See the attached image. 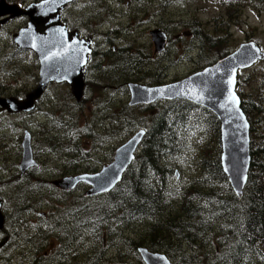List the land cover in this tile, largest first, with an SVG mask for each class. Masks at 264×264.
<instances>
[{"label":"trees","instance_id":"obj_1","mask_svg":"<svg viewBox=\"0 0 264 264\" xmlns=\"http://www.w3.org/2000/svg\"><path fill=\"white\" fill-rule=\"evenodd\" d=\"M252 1L256 4L261 0ZM98 3L105 8L104 0H98ZM222 4L227 6L228 2L225 4L223 0ZM79 13L82 16L77 15L76 24L81 22L82 27L83 23L86 24L81 30L87 27L92 30L95 24L88 23V18L84 17L89 15L92 21L91 13L95 11L90 13L83 9ZM63 22L74 29L73 23ZM223 26L222 36L212 33L194 36L193 42L199 45L198 69L210 66L232 52L233 47L224 40L228 36V25ZM88 31L85 30L86 34ZM92 34L97 32L92 31ZM95 38L109 48L105 53L95 52L90 57L85 68L87 91L90 81L86 79L94 60L98 64L93 66V70L100 74V80L116 77L135 83H161L160 75L164 74L161 65L156 66V73L145 68L141 71L148 56L144 57L140 48L113 44L108 32ZM208 53L210 55L207 56ZM254 71L255 66L249 72ZM243 83L247 84L245 79L239 84ZM239 84L237 82V86ZM105 89H99L100 93ZM238 94L250 125L251 162L242 199L234 195L222 172L219 123L212 114L186 102L154 104L138 109L123 104L114 125L117 127L118 122L124 127V121L128 120L130 124L134 119L136 125L130 133L145 132L141 151L121 183L112 192L98 197L104 201L96 207H82L81 204L74 207L76 202L67 203V198L60 194L61 203L58 202L65 208L63 215L53 223L61 229L59 252L63 255L55 258L56 261L71 263L76 256L73 252L80 247L79 237L84 233H97L105 240L113 226L144 221L147 227L139 236L126 242V249L128 245L131 251L124 264H143L138 254L140 247L152 253H163L172 264H264V72L258 86L253 85L250 92L244 94L238 90ZM103 99H98L99 104ZM200 119L208 125L199 124ZM174 166L188 173L181 185L172 183V178L177 180ZM11 179V185L17 189L15 193L25 190L20 187L23 181L18 174L7 182ZM39 189L47 192L43 188H28L20 200L16 196L14 203L4 204V209L9 211L4 225L9 241L2 253L9 264L15 255L19 257L20 254L27 257L25 264H52L42 254L47 233L42 229L36 232L22 229L25 215H29L31 207L43 197L37 193ZM71 210L73 213L69 214ZM12 223L15 228L10 233L8 228ZM75 244L77 250L70 251ZM27 245H31L30 248ZM107 253L97 247L84 257V264H108L104 262ZM124 254L117 248L115 255L119 263H122Z\"/></svg>","mask_w":264,"mask_h":264},{"label":"rangeland","instance_id":"obj_2","mask_svg":"<svg viewBox=\"0 0 264 264\" xmlns=\"http://www.w3.org/2000/svg\"><path fill=\"white\" fill-rule=\"evenodd\" d=\"M222 1L223 0H176L163 2V20L166 16H169L166 19L172 20V24L178 25L181 31H177V27L171 28V24H169L170 27L167 25L163 26L165 28L163 32H166L165 34L170 39L171 43L164 56H157L154 54V44L152 45L149 43V39L147 37L149 30L157 29V27L154 28L156 26L155 23L152 22L141 26L143 32L138 34V40L139 43L142 44L141 50L143 52V56H148V60H144L145 63L141 67V71L145 68V70L147 69L156 73V66L161 65L164 67L165 73L161 82L164 81L162 83H166L177 81L183 76L197 70V65L199 64V52L197 49L199 45L193 42L194 36L200 34L203 36L205 33L218 34L219 36H222L225 31V26H223L224 24L228 25L226 28L228 36L224 40L229 47H233L231 50L232 52L235 50V47H237L240 43H245L243 41L247 39L248 42L256 43L258 47L264 51V0L256 3L255 6H253L252 0H224L225 4L228 2L227 6H224ZM83 3H86V1ZM80 5L81 4H78L77 6ZM85 5H88V3ZM66 19H69L68 13L66 14ZM181 20L184 22L183 25L179 24V21ZM219 23L220 25H218ZM13 29H11V31ZM145 32L147 34H145ZM11 34L13 33H10V35ZM132 40L133 39L128 38V41ZM159 54L161 55V53ZM208 55H210V53H208L207 56ZM2 57L3 65L1 68L4 67V55H2ZM189 57H192V61ZM16 61L17 63L11 69L12 73H3L2 77H0V81L2 89H6L8 94L19 93V95L22 96L36 86L37 81L35 80L38 75V62L31 54H24L22 58H17ZM95 64H98V62L94 60L91 64L92 70L89 71L86 79L87 81L88 79L90 81V86H88L89 90L87 91L86 88H84L86 91H84L82 102L80 106L74 107V111H71L68 108V104H70L73 100L70 97L67 99V96L65 95L66 93H64L65 87L61 86L58 87L60 90H56L53 86L50 88L49 93H47L44 97V104L41 106L37 114L29 116L20 115L18 117L15 116L6 119V121L10 123L9 125H12L3 132V135H7L11 132L7 137L8 140H3L2 138L0 141V174H9L18 166L20 157L19 153L21 155L22 152L21 148H19V136L23 134V130L27 129L31 130L32 133H35L36 147L38 148V154L41 157L39 160V163H41L39 173L44 172L43 175L39 176H46L44 180L47 182L54 180L59 181L60 178H62L61 173H63V170L66 171V169L60 165V169L55 171L52 165L54 166L56 162L48 158L46 153L42 151V148H46L48 146V142L46 143L42 140L41 149L37 144L38 138L36 135L38 131H36V126L41 123L47 125L50 122H53L55 126L57 123L64 124L65 126L64 130H62L61 140L64 150L63 153H58L57 155L60 163L64 159H73L72 157H69L71 155L65 156L67 150L72 148V146H70V148L68 147L67 142L69 141L73 142V144L80 148L82 153L80 154L81 158L85 156L93 159V164L104 163L113 159L115 149L131 138L133 133H130V130L136 125V121L134 119H132L130 124L128 123V120H126V122L123 120L124 127L118 122L116 124L117 127L114 125L116 122V115L120 114L123 110L122 105L125 104L123 101L119 100L122 98V94L124 95L126 93V91L123 92V88L127 83H134L135 81H126V79L124 81L123 79L116 77L100 80V77H98L100 74L93 70V66ZM255 67L256 71L249 72L250 70H248L241 72L238 76V84L240 82L242 83V80L244 79L247 84H239L237 86V92L240 90L243 94L248 93L253 85L258 86L264 72V63L257 64ZM140 83H145L149 86L158 85L156 83L152 84V82ZM102 88H106L104 93H100L99 91V89ZM52 91H54V94ZM103 97L104 99L102 104H99L98 99ZM62 106L64 107L61 108ZM43 109H45V111ZM59 112L60 114L57 115ZM55 116L56 121L58 122H56L53 118ZM199 124L203 126L208 125V123L203 119L199 120ZM52 143L54 142L52 141ZM73 161V168H75ZM174 169H176L175 174L177 173L178 178L177 180L172 178V183L173 185H181L186 180V175H188V173L183 170V168L178 170L177 166H174ZM35 174L36 173L33 175ZM11 181L12 179L10 182L4 181L0 176V195L4 202L8 205L14 203L16 196H18V200H20L23 193L28 191V188H25V190H19L15 193L17 189L15 190L13 188L11 185L13 183H11ZM8 185L10 187L5 188ZM47 192L51 193L50 190H47ZM36 200L37 197L34 196V201ZM51 200L58 201L59 198L58 196H54ZM103 201L104 200L102 198L98 197L85 198L84 196H81L82 207L91 206V208H94L99 202L101 203ZM30 210L34 213L31 218L32 222L40 224L39 228H42V231H45V223L43 220L47 221L49 218H54L52 219L53 223L56 218L47 217L49 216L48 212L50 207H47V205L43 203H40L38 208H36V205L31 207ZM59 210V207L52 205L50 212L55 214L59 212ZM39 212L46 216L43 220H39ZM59 215L60 214H58V216ZM146 227L147 223L144 221L137 223L130 222L123 224V226L119 224V226L112 227L110 236L105 240L102 239L100 234L84 233L81 237H79V240L81 241L80 247L78 251L73 252L76 256L71 259L73 260L71 263H61L56 261L55 258L58 256L54 253L46 255L45 246L42 254L45 258H47V260H50L52 264H84V257L88 256L95 250V248L98 247V249L105 250V253L108 252L106 254L108 257L105 256V263L124 264L123 262L129 260V252L131 251L128 245L126 249V242L129 243V239L139 236L141 231ZM93 235L97 237H94ZM117 248L120 249V252L122 251L125 253L121 257L122 263H119L118 260H116L117 256L115 253ZM112 251L114 252L112 253ZM51 252H53V249ZM19 257L15 255L11 259V264H15L17 262V264H25L27 257L21 256V254ZM6 263L9 264V260H6L5 258L2 260L0 259V264Z\"/></svg>","mask_w":264,"mask_h":264},{"label":"water","instance_id":"obj_3","mask_svg":"<svg viewBox=\"0 0 264 264\" xmlns=\"http://www.w3.org/2000/svg\"><path fill=\"white\" fill-rule=\"evenodd\" d=\"M75 1L45 0L27 9L25 14L29 17V23L15 37V42L20 48L30 49L37 56L39 81L22 101L0 100V111L10 114L31 112L50 83H67L73 96L77 100L81 98L84 68L91 53L92 41L79 40L76 33L69 34L60 22V13ZM150 36L155 53H162L166 35L154 30ZM263 61L264 52L255 43H243L233 53L178 83L161 87L128 84L129 105H150L158 101L183 99L213 113L220 123L222 172L234 195L242 199L251 162L250 125L236 94V80L239 71L249 70ZM233 96L235 101L232 100ZM144 135V131H139L117 148L112 163L98 174L65 178L53 184L64 191H71L78 183H86L91 186L86 197L111 192L135 159ZM22 146L23 155L19 165L21 173L37 167L28 137ZM1 205L0 201V230L4 224ZM5 242H0V249ZM138 254L143 264H172L163 253H152L143 247L138 248Z\"/></svg>","mask_w":264,"mask_h":264},{"label":"flooded vegetation","instance_id":"obj_4","mask_svg":"<svg viewBox=\"0 0 264 264\" xmlns=\"http://www.w3.org/2000/svg\"><path fill=\"white\" fill-rule=\"evenodd\" d=\"M45 0H0V77H2L3 73H12L11 69L15 66V64L17 63V58L20 59L23 57L24 54H31L33 55V57L36 59V61L38 62L37 56L34 54L33 51H31L30 49H22L20 48L16 42H15V37L18 36L19 32L23 29H25L29 23V17L25 14L27 9L29 7H31V5L37 4L39 2H42ZM84 1H86V3H88V5H85L86 3H83ZM105 3V8L103 6L102 3H98V0H76L75 2H73L72 4L66 6L64 8V10L60 13V22L61 24L66 28L67 32L69 34H77L78 35V39L79 40H91L92 44L90 46L91 49V53L88 55V59L87 62L91 60V56H93V54L95 52L97 53H105L106 49H108L109 47L107 45H104L102 42H98V40L95 38L96 35L98 34H103L105 32H108L111 34L112 38L111 41L112 43L116 44V45H122V47L125 48H129L130 46H132L133 48L136 47H140V49L142 48V44L139 43L138 40V34L140 32H143L141 26L146 25L148 23H155V27H157V29H151L148 32V39H149V43H152V39L150 36V32L154 31V30H159L162 33L163 30L165 29L163 26L167 25L168 27L169 24H171V28L177 27V31H181L180 27L176 24H172V20L166 19L169 16H166L163 20V15H162V11H163V2L166 1H176V0H104ZM78 4H81L80 6H77ZM255 4H253L254 6ZM113 7V8H112ZM112 8V9H111ZM255 8V7H254ZM83 9L87 10L88 12H93V10L95 11V13H91V15L93 16L92 21L89 20V15L85 16L84 18H88V23H93L95 24L94 27L91 28L87 27L84 30L83 29L84 26H86V24L83 23V27L80 23H77L75 21L77 20V15L82 16V13H79V11H82ZM69 14V19H66V14ZM83 19V17H82ZM63 20H65L67 23L72 24L74 26V29H70L66 26V24L63 22ZM75 20V21H74ZM81 21V20H80ZM166 24H164V23ZM183 21H179V24L183 25ZM106 26H108L106 28ZM14 27V29H13ZM75 27L78 28L75 30ZM8 28V29H7ZM11 29H13L11 31ZM81 30V31H80ZM85 30H89L88 33L86 34ZM103 30V31H102ZM92 31H96L97 34H92ZM122 32V33H121ZM137 32V33H136ZM10 33H13L10 35ZM166 33V32H165ZM164 33V34H165ZM92 34V35H91ZM145 34H147L145 32ZM166 35V34H165ZM6 36V38H5ZM107 36V35H106ZM128 38L133 39L132 41H128ZM166 45L164 48V52L160 54H156L157 56H164L167 53L168 47L171 43L170 39L168 38V36L166 35ZM192 38V37H190ZM5 39V40H4ZM4 40V42H3ZM120 41V42H119ZM247 40H244L243 42H247ZM111 43V44H112ZM107 46V47H106ZM154 47V45H153ZM115 48V47H113ZM2 55H4V67L1 68V66L3 65V57ZM189 59L192 61V57H189ZM37 71H38V75L35 81L36 85L38 84L39 81V65L37 63ZM194 73L191 72L185 76H183L181 79H178L177 81H171V82H166V83H162L164 81H162L160 84L157 83L158 85H146L145 83H140V82H130L131 84H138V85H143L146 87H161V86H166V85H172L175 83H178L179 81L189 77L190 75H192ZM165 74V73H164ZM163 75L161 76V80L163 78ZM129 84V83H127ZM127 84H126V89H123V92L126 91V93L123 95L122 94V98H120L119 100L123 101V103H125L127 105V107L129 108H133V109H138V108H145V107H152L154 104L152 105H138V106H130L129 102H130V96H129V91L127 88ZM55 87L56 90H60V88L58 87H65V95L67 96V99L70 97L73 101L70 102V104H68V108L71 111H74V107H78L80 106L82 99H83V95L81 96V98L79 100H77L71 91L70 86L67 83H50L48 84L46 90L44 91V93L41 95V97L35 102L34 104V109L29 112H21V113H17V114H10L7 111H0V141L3 138V140H8L7 137L8 135H10L11 132H9L7 135H3L4 130L10 128L9 125L10 123L8 121H6V119L11 118V117H18L20 115H34L37 114L39 112V109L41 108V106L44 104V97L46 96L47 93H49L50 88L51 87ZM36 87V86H35ZM34 87V88H35ZM34 88H32L31 90H29L26 94H23L22 96L19 95V93L17 94H8L6 92V89H2V85H1V81H0V100H5V99H14L17 101H22L26 98L27 94L29 92H31ZM53 90V88H52ZM54 94V91H52ZM49 98V97H48ZM43 101V102H42ZM164 102H168V103H173V102H185L183 100L180 99H176L173 101H163L160 102L158 104H163ZM42 103V104H41ZM41 104V105H40ZM64 106H62L61 108H63ZM45 111V109H43ZM59 113H57V115H59ZM56 121V116L53 117ZM58 122V121H56ZM6 123V124H5ZM53 122H50L47 125L44 124H37V135L36 137L38 138L37 140V144L40 147H42V140H44L46 143L48 142V146L46 148H42V151H44L47 155L48 158L52 159V161H55L56 164L52 167L54 168L55 171H58L60 169V165H62L65 169L63 170V173H61L62 178H60V180L65 179V178H70V177H78V176H84V175H96L98 174L104 167L110 165L112 163L113 160L111 161H106L104 163H97V164H93L94 160L87 158L85 156H83L82 158L80 157L81 150L80 148H78L75 144H73V142L69 141L68 143V147L70 148V146H72V148L67 150V153L65 154V156L67 155H71L69 157H72L74 159H64L61 163L59 162L57 155L58 153H63V147L61 144V140H62V130H64L65 126L64 124H59L57 123V125L55 126V124L53 125ZM54 126V127H52ZM51 130V131H50ZM50 133V134H49ZM28 137L29 138V144H30V149H31V153L33 156V160L37 163V167H33L30 169L25 170L23 173L20 172L19 170V165L22 159V155H23V142L25 140V138ZM53 139V140H52ZM19 140H20V145L19 148H21V155L19 153V164L16 168H14L9 174L3 173L0 174V176L3 178L4 181H7L10 179V177H12L15 174H18L19 179H21L23 181V184H21L20 187H24V188H43L45 190H50V192H44L42 190H37L38 194H42L43 197H41L40 200H38L35 205L36 208H38V205L40 203L46 204L47 207H50V210L52 208V205L55 207H59L60 210L59 212L53 214L50 212H48L47 217H56L55 219H57L59 216L63 215L64 212V208L65 206H61V200H59V202L57 200L52 201L51 198L54 196L60 199L61 196H64L65 198H67V203H73L76 202L74 207H76L77 205L81 204V196H85L86 192L88 191L89 188H91V186H89L86 183L80 182L78 183L74 188V190L72 191H63L61 189H59V187H57L55 184H53L54 181L51 182H47L46 180H44V176H39V175H43L44 172L39 173L40 169H41V163H39L40 160V156L38 154V148L36 147V140H35V133H32L31 130H23V134H21L19 136ZM41 140V141H40ZM52 141L54 143H52ZM19 142V141H18ZM40 143V144H39ZM50 144V145H49ZM41 149V148H40ZM53 150V151H52ZM100 155V154H98ZM75 164V168H73V163ZM43 164V163H42ZM69 170V171H68ZM38 171V172H37ZM34 173H36L35 175H33ZM70 194L69 196H67V194ZM108 194V193H107ZM77 195V197H76ZM106 195V194H103ZM75 196V197H72ZM101 197V196H99ZM0 201L2 203L1 205V212L3 214L4 217V224H3V229L0 230V242H2L3 240H5V244L4 246L0 249V259L2 260L4 258L2 250L3 248L7 245L8 241H9V237L8 234L4 231V225L7 221V219L5 218L6 215H9L8 209H4V204H6L3 200V198L0 195ZM34 205V206H35ZM47 212V211H46ZM72 210L69 212V214H72ZM58 214H60L58 216ZM34 215V213L30 210V214L29 215H25V221L22 223V229L25 230H29V231H39L41 230L39 228L40 224H35L34 222H32V216ZM38 216L40 217L39 220H43L46 216L43 215L41 212H39ZM52 219L54 218H49L47 221L43 220L45 223V227L44 230L46 231V239H45V247H46V255H51V254H55L57 256H62L63 252H59L60 248H61V243L59 241V236L61 235V229L59 227V225L57 223H52ZM65 221V219H64ZM15 226L12 223L9 226V232H13ZM47 229V230H46ZM31 245H27L28 248H30ZM74 247V249L72 248ZM77 245L75 244L74 246L72 245L70 247V251L73 250H77ZM53 249V252H51Z\"/></svg>","mask_w":264,"mask_h":264},{"label":"bare ground","instance_id":"obj_5","mask_svg":"<svg viewBox=\"0 0 264 264\" xmlns=\"http://www.w3.org/2000/svg\"><path fill=\"white\" fill-rule=\"evenodd\" d=\"M112 8H113V7H112ZM112 8H111V9H112ZM107 27H108V26H107ZM102 31H103V30H102ZM121 33H122V32H121ZM119 42H120V41H119ZM121 46H122V45H121ZM106 47H107V46H106ZM138 48H140V47H138ZM144 48H145V47H144ZM163 68H164V67H163ZM163 72H164V71H163ZM46 112H47V111H46ZM48 114H49V113H48ZM53 115H54V114H53ZM53 115H52V116H53ZM43 117H44V116H43ZM45 117H46V116H45ZM53 125H54V124H53ZM52 127H54V126H52ZM50 131H51V130H50ZM49 134H50V133H49ZM52 140H53V139H52ZM49 145H50V144H49ZM220 145H221V138H220ZM52 151H53V150H52ZM37 172H38V171H37ZM45 177H46V176H45ZM45 177H44V178H45ZM83 203H84V202H83ZM88 203H89V202H88ZM78 207H79V206H78ZM77 209H78V208H77ZM101 228H102V227H101ZM40 229H41V228H40ZM102 229H103V228H102ZM46 230H47V229H46ZM96 230H97V228H96ZM100 231H101V229H100ZM92 233H93V232H92ZM74 234H75V232H74ZM74 234H73V235H74ZM93 234H94V233H93ZM70 235H72V234H70ZM112 235H113V234H112ZM93 236H94V237H97V236H95V235H93ZM71 237H72V236H71ZM71 237H70V239H71ZM73 237H74V236H73ZM75 237H76V236H75ZM91 238H92V237H91ZM76 239H77V238H76ZM98 239H99V237H98ZM72 240H73V239H72ZM74 240H75V239H74ZM72 242H73V241H72ZM106 260H107V259H106Z\"/></svg>","mask_w":264,"mask_h":264},{"label":"snow or ice","instance_id":"obj_6","mask_svg":"<svg viewBox=\"0 0 264 264\" xmlns=\"http://www.w3.org/2000/svg\"><path fill=\"white\" fill-rule=\"evenodd\" d=\"M230 83H231V81H230ZM232 100H234V101H235V97H234V96L232 97Z\"/></svg>","mask_w":264,"mask_h":264}]
</instances>
